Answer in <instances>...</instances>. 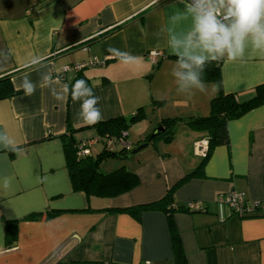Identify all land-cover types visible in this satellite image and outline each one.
Masks as SVG:
<instances>
[{
  "label": "crops",
  "instance_id": "obj_1",
  "mask_svg": "<svg viewBox=\"0 0 264 264\" xmlns=\"http://www.w3.org/2000/svg\"><path fill=\"white\" fill-rule=\"evenodd\" d=\"M184 3L0 0V78L9 75L18 92L0 100V131L14 141L11 150L0 148V178L9 179L7 188L0 186V264H56L59 259L63 264H180L172 233L183 264H264V218L233 217L226 210L220 220L215 206L216 197L230 191L264 201V104L229 121L228 144L211 149L202 175L172 190L176 205L198 203L204 211L113 213L109 210L160 200L199 165L196 150L206 145L207 134L179 122L169 142L159 140L133 158L114 160L115 169L126 167L136 174L134 189L116 197H88L73 190L68 175L63 148L67 128L76 141L94 139L93 156L103 143L90 125L77 119L79 105L70 96L58 102L38 87L29 97L19 87V78L31 71L25 62L33 54L46 57L47 67L40 72H51L62 84L83 76L101 97L102 121L123 117L128 122L143 108L142 120L126 132L130 145L134 140L147 143L145 138L163 119L207 116L210 100L218 94L216 84L205 83L204 92L179 93L172 75L177 57L161 31L187 29L188 21L171 20ZM110 47L136 59L122 63L109 53ZM151 52L160 53L155 63L148 58ZM92 59L103 63L61 77L65 66ZM219 65L221 91L240 101L264 83V53L257 50L249 48L243 59ZM31 79L38 81L39 73L31 71ZM52 212L59 213L49 217ZM10 222H16V237L9 243Z\"/></svg>",
  "mask_w": 264,
  "mask_h": 264
},
{
  "label": "clouds",
  "instance_id": "obj_2",
  "mask_svg": "<svg viewBox=\"0 0 264 264\" xmlns=\"http://www.w3.org/2000/svg\"><path fill=\"white\" fill-rule=\"evenodd\" d=\"M181 19L188 21L186 30L161 29L166 34L170 52L177 57L172 75L179 93L204 92L206 85L202 74L211 62L243 59L249 48L264 53V0H188L182 11L171 17L174 22ZM108 51L125 64L136 59L116 48L110 47ZM45 59L33 54L26 60L25 67L39 73V80L31 79V71L19 78V87L25 96L34 95L38 87L46 88L58 102L70 96L72 102L79 105L76 113L79 121L90 126L100 123L104 119L99 107L101 97L93 87L84 79L62 84L51 72H40L41 67H47ZM13 146L14 141L8 134L0 131V148L11 150ZM8 184L7 177L0 178V186L7 188Z\"/></svg>",
  "mask_w": 264,
  "mask_h": 264
},
{
  "label": "trees",
  "instance_id": "obj_3",
  "mask_svg": "<svg viewBox=\"0 0 264 264\" xmlns=\"http://www.w3.org/2000/svg\"><path fill=\"white\" fill-rule=\"evenodd\" d=\"M156 67L157 64L154 68ZM202 75L204 83H214L218 88V94L210 100L209 114L203 117H189L187 119H163L158 123V127H161L163 131L159 132L152 138L151 135L154 132L153 131L144 140L154 146L159 140L169 142L172 139L177 124L179 122H184L190 129L200 130L207 134L206 154L202 157L199 165L196 169L180 179L174 187L168 189L160 200L125 209H113L109 210V212L138 214L145 210L160 209L167 213L168 216H171L175 212H194L189 210L188 204H184L183 206L176 205L171 194L172 190L176 186L198 175H202L203 165L211 149L216 145L228 144L227 123L229 121L235 120L246 112L264 104V83L254 88L253 95L248 100L240 101L234 94H225L221 91L219 62L209 63ZM76 79H84L89 83V81L83 76H78ZM17 93L18 92L14 91L11 86L9 75L0 78V100L14 96ZM143 116V108L139 107L130 117L129 123L125 121L123 117H116L89 126L94 129L96 137L103 143V146L95 156H93V154L89 156H79V144L82 141H76L72 137L70 126L67 128L68 135L63 143V148L66 168L74 191L83 192L88 197L110 198L129 192L138 185L136 174L126 167H119L109 173H103L100 171V165L104 160L127 159V155L135 147H131L128 143L130 145L129 150H126L125 148H106V139L119 138L126 142V132L128 127L133 123L142 120ZM137 145L138 143L135 146ZM58 213L59 212L48 213V216L52 217ZM6 236L8 238L7 242L9 243L15 240L16 222H10L7 224ZM172 247L177 260L181 264L183 259L182 250L178 242V237L174 233H172ZM56 264H63V262L59 259Z\"/></svg>",
  "mask_w": 264,
  "mask_h": 264
},
{
  "label": "built area",
  "instance_id": "obj_4",
  "mask_svg": "<svg viewBox=\"0 0 264 264\" xmlns=\"http://www.w3.org/2000/svg\"><path fill=\"white\" fill-rule=\"evenodd\" d=\"M188 2V0H186ZM160 55L159 52H151L148 58L152 62H157V57ZM103 63V62H102ZM102 63L98 62L96 59H92L90 62L85 64H76L73 66H65L63 68V72L61 77L64 76V73L67 71H79L82 68L91 67L95 65H101ZM98 140V139H97ZM99 141V140H98ZM94 139L82 141L79 144V156H89L92 154L91 152V145L93 144ZM205 143V142H204ZM106 148H125L126 150L130 149V145L126 143L122 139H113L108 138L106 139ZM207 150V143L206 145L200 144L197 147V154L201 158L205 156ZM215 206L217 209V214L220 220H224L226 217L225 211L229 212L230 216L238 217V218H245L251 216H261L264 218V201L263 202H253L247 199L245 193L237 192V191H230L227 193L219 194L215 199ZM188 208L191 211H204L202 205L198 203H189ZM55 256L59 257L58 254ZM145 264H149V262H145Z\"/></svg>",
  "mask_w": 264,
  "mask_h": 264
},
{
  "label": "rangeland",
  "instance_id": "obj_5",
  "mask_svg": "<svg viewBox=\"0 0 264 264\" xmlns=\"http://www.w3.org/2000/svg\"><path fill=\"white\" fill-rule=\"evenodd\" d=\"M129 121H130V117H128V123H129ZM128 129H129V127H128ZM130 143H132V145H131V147H135V144H136V140H134V141H130ZM142 151V150H141ZM140 151V152H141ZM139 153V152H138ZM137 153V154H138ZM136 155V154H135ZM135 155H133V157L135 156ZM133 157H131V158H133ZM115 162L116 161H114V160H104V161H102V163H101V165H100V171L101 172H103V173H109V171H112V169H115L114 167H115ZM112 166H114V167H112ZM111 169V170H110ZM52 264H55V263H52Z\"/></svg>",
  "mask_w": 264,
  "mask_h": 264
},
{
  "label": "water",
  "instance_id": "obj_6",
  "mask_svg": "<svg viewBox=\"0 0 264 264\" xmlns=\"http://www.w3.org/2000/svg\"><path fill=\"white\" fill-rule=\"evenodd\" d=\"M162 128L161 127H158L155 129V131L152 133L151 137H155L159 132H162ZM137 144V143H136ZM135 144V145H136ZM149 143H143V144H139L137 145L128 155H127V158H130L132 157L133 155L137 154L138 152H140L142 149L148 147Z\"/></svg>",
  "mask_w": 264,
  "mask_h": 264
}]
</instances>
